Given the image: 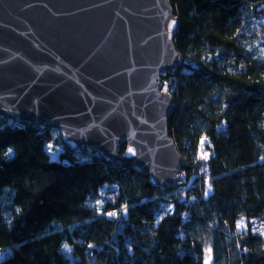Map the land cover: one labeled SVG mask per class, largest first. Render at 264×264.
<instances>
[{
  "label": "trees",
  "instance_id": "obj_1",
  "mask_svg": "<svg viewBox=\"0 0 264 264\" xmlns=\"http://www.w3.org/2000/svg\"><path fill=\"white\" fill-rule=\"evenodd\" d=\"M169 2L167 125L191 183L159 192L88 148L52 160L54 130L0 119V264H202L208 248L212 264H264V0ZM104 184L117 195L98 206Z\"/></svg>",
  "mask_w": 264,
  "mask_h": 264
},
{
  "label": "water",
  "instance_id": "obj_2",
  "mask_svg": "<svg viewBox=\"0 0 264 264\" xmlns=\"http://www.w3.org/2000/svg\"><path fill=\"white\" fill-rule=\"evenodd\" d=\"M177 28L169 0H0V119L56 130L159 192L190 184L161 83L181 64Z\"/></svg>",
  "mask_w": 264,
  "mask_h": 264
},
{
  "label": "rangeland",
  "instance_id": "obj_3",
  "mask_svg": "<svg viewBox=\"0 0 264 264\" xmlns=\"http://www.w3.org/2000/svg\"><path fill=\"white\" fill-rule=\"evenodd\" d=\"M166 77H167L166 79L163 78L161 83L166 81L169 84L170 77L169 76H166ZM169 86H170V84L168 85V88L170 91ZM54 133H55L54 136H59L56 130H54ZM61 145H62L61 139L58 140L57 144H55V143L53 144L52 141L47 143L46 149H47L49 156L52 160L57 159L58 154L61 150ZM199 155H201L202 157H205V153H203V152H201ZM202 172H203V170H202ZM202 172H201V170H199V173H202ZM206 181H207V178H205V182ZM100 195H101V201L97 202L98 206H101L102 202L107 201V200L110 202H113L115 199V196L117 195V189L113 184H104L100 189ZM112 213H115V212H112ZM106 215L108 217H112V218L116 217V213H115V215H109V213H107ZM238 224H240L241 226L238 227ZM243 225H244V221L242 219L237 221L238 230H241L243 228ZM251 228H252V231L259 233V234H263V229H262L261 225L259 224V222L255 221V220L251 221ZM9 254H10V250L1 251L0 252V261L3 260L5 257H7Z\"/></svg>",
  "mask_w": 264,
  "mask_h": 264
},
{
  "label": "snow or ice",
  "instance_id": "obj_4",
  "mask_svg": "<svg viewBox=\"0 0 264 264\" xmlns=\"http://www.w3.org/2000/svg\"><path fill=\"white\" fill-rule=\"evenodd\" d=\"M175 24V21H173V25ZM204 143V140L201 141V145H203ZM11 151V150H9ZM129 151L131 152L132 149H129ZM204 158H207V154H205V157ZM207 195V193H206ZM109 215H115V213H109ZM241 225L238 224V227H240ZM207 257H206V261H205V264H208V262L211 260V248H208L207 250Z\"/></svg>",
  "mask_w": 264,
  "mask_h": 264
}]
</instances>
